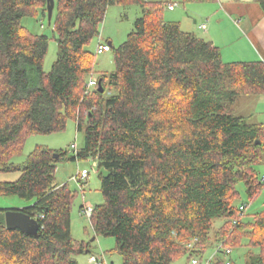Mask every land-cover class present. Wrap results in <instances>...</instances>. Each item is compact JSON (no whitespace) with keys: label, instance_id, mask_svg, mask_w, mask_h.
<instances>
[{"label":"trees","instance_id":"1","mask_svg":"<svg viewBox=\"0 0 264 264\" xmlns=\"http://www.w3.org/2000/svg\"><path fill=\"white\" fill-rule=\"evenodd\" d=\"M254 1L264 12V0ZM55 2L58 56L45 73L50 40L22 20L48 18L47 0H0V171L21 172L15 182H0V197L29 202L19 210L40 227L37 237L8 230L0 209V264H79L77 256L91 254L90 243L72 236L76 196L56 183L68 152L39 146L22 166L11 163L29 136L63 132L70 119L85 144L69 160L109 172L99 174L104 203L90 222L97 236L116 240L122 264H172L192 252L204 258L217 219L224 222L216 232L220 251L247 240L246 264H264V211L245 222L235 205L241 183L250 202L264 193L256 171L264 125L230 110L239 96L264 95V61L225 63L212 41L167 22L162 2ZM133 3L142 16L114 49L115 71L101 78L103 93L88 90L95 62L86 47L110 6ZM194 239L199 251L181 244Z\"/></svg>","mask_w":264,"mask_h":264},{"label":"rangeland","instance_id":"2","mask_svg":"<svg viewBox=\"0 0 264 264\" xmlns=\"http://www.w3.org/2000/svg\"><path fill=\"white\" fill-rule=\"evenodd\" d=\"M146 1V0H145ZM148 2H162L166 4L176 3L177 7L174 10H165L164 17L167 22L180 23L182 19L185 23L181 25L183 31H190L200 38L209 40V35L199 29L201 24H207V20L215 17L216 34L222 35L231 30L230 24L223 20V17L218 21L217 14L221 15V10H216L222 7V4L234 5L238 0H216L213 2H199L197 0H147ZM251 4H258L254 0H239ZM246 4V3H243ZM258 6H260L258 4ZM261 8V7H260ZM143 7L140 3H133L127 6L112 5L108 8L104 22L100 27V35L96 37L87 47L86 51L94 56V74L87 78V81L93 79L99 81L103 76L107 78L115 71L114 63V49L123 45L128 38V35L134 30L136 20L142 16ZM56 14H54L51 24L49 25L48 18L40 16L26 17L22 20V26L25 27L33 35H45L49 38V49L44 60V72L49 73L53 64L58 56V43L55 38L54 26L56 21ZM238 19H232L237 21ZM196 22V24H195ZM112 43L113 49L110 52L102 55H96V49L99 43ZM230 46L224 51L223 60L228 57V53L234 52L235 58L239 61L242 59L244 52L249 55L245 49L244 43L240 40L233 38ZM242 49V52H241ZM239 57V58H238ZM248 59V58H247ZM249 62V61H244ZM231 113L236 116H243L249 118L251 123H262L264 125V95L261 96H239L230 105ZM85 144L84 132L77 130V123L75 120L70 119L67 123L66 129L63 132L55 133L52 135L36 134L29 136L25 141V147L21 155L12 158L11 163L15 166H22L31 153L39 146L55 151L68 152V160H62L57 165L56 170V183L59 185H68L69 189L76 196L73 211H72V236L76 241L90 243L91 254H84L77 256L76 259L79 264H92L90 262L91 256L103 257L105 264H122V256L116 251V240L112 237L97 236L91 226L90 220L81 213V207L90 205L93 208L100 206L104 203L102 194V182L99 178L96 165L91 160L87 161H71L70 157L75 156L72 149L73 145H77L81 150ZM83 170L89 172L86 181H83V190H80V183L76 179L79 172ZM256 171L261 180L264 179V160L258 166ZM21 172L5 173L0 171V182H15L19 179ZM240 198L235 202L239 206L246 204L248 209L246 215L243 216L244 221L252 220L254 216L264 211V193L257 197L253 202L249 201L246 195L244 184H239L237 187ZM31 204L18 197H0V209L12 210L23 209ZM249 219V220H247ZM254 221V220H252ZM224 222L217 219L214 222L213 230L211 232L212 249L208 250L201 257V253H193L192 259L188 256H183L176 259L172 264H206L209 260H220L224 264H246L247 254L249 247H247V240L243 241L241 247H227L232 250L231 254L225 251H220L221 246L215 242L217 240L216 232L219 231ZM95 239V240H93ZM192 242V241H191ZM191 242H182L185 249L190 248ZM197 242H195V245ZM210 246V247H211ZM224 247V246H223ZM225 248V247H224ZM193 250L199 251L198 247H192ZM191 249V250H192ZM223 249V248H222ZM258 251V250H254ZM188 252H191L188 250ZM221 252V253H220ZM219 260V261H220Z\"/></svg>","mask_w":264,"mask_h":264},{"label":"crops","instance_id":"3","mask_svg":"<svg viewBox=\"0 0 264 264\" xmlns=\"http://www.w3.org/2000/svg\"><path fill=\"white\" fill-rule=\"evenodd\" d=\"M219 10H221V15H216L218 21L220 22V19L223 17V20H226L230 24L231 30L222 35L216 34L217 27L215 26L216 23L213 22L216 19L213 16L211 21L208 19L207 24H201L199 29L208 34L209 41H212L214 45L220 48L222 59L225 54L222 48L226 50L230 44H234L232 43L234 37L244 43L245 49L249 53V55H246L247 52H244L245 55L243 56L245 57L238 61L237 59H233L235 58L234 52H227L228 57L226 56L227 59L223 61L225 63L264 61V12L260 6H258V4H251L238 0L234 5L230 3L222 4V7L216 10V12ZM235 18L238 20L232 21V19ZM176 20H179L181 25L185 23L182 19ZM203 26H205V28Z\"/></svg>","mask_w":264,"mask_h":264},{"label":"water","instance_id":"4","mask_svg":"<svg viewBox=\"0 0 264 264\" xmlns=\"http://www.w3.org/2000/svg\"><path fill=\"white\" fill-rule=\"evenodd\" d=\"M55 0H47V9H48V20L49 22L52 21L54 9H55ZM110 45H112L111 42H109ZM98 91L100 93L104 92L102 80L100 79L98 81ZM258 144L261 142L258 141ZM54 158L57 159L59 158L58 154H54ZM99 174L102 175V177L105 179L108 177L109 172L106 170L102 169L99 171ZM5 223H6V228L8 230H20L28 235L31 236H39V223L36 219L32 218L30 215H27L26 213L22 212L19 209H12V210H7L5 212ZM95 240V239H93Z\"/></svg>","mask_w":264,"mask_h":264},{"label":"built area","instance_id":"5","mask_svg":"<svg viewBox=\"0 0 264 264\" xmlns=\"http://www.w3.org/2000/svg\"><path fill=\"white\" fill-rule=\"evenodd\" d=\"M146 2H148V1L146 0ZM176 7H177L176 3H169V4L166 5L165 10L166 9L167 10H174ZM203 27L205 28V26H203ZM110 51H111V45L109 43H104L103 44L99 40V43H98V46H97V49H96V55H102V54L110 52ZM95 87H98V81L90 79L88 81V83H87L88 90H91V89H93ZM72 149H73L75 154H77V152L79 151L77 145H73ZM88 175H89V172L87 170H83L81 173L79 172V174L77 175L76 179L80 183V190H83V187H82L83 183L82 182L86 181V179L88 178ZM240 209H241V211H244V210L247 211L248 206L246 204H242V205H240ZM93 212H94V208L92 206H90V205H84V207L81 209V213L85 217H87L89 220L91 219ZM195 242H197V239H194L191 242L190 248L195 246ZM220 250H222V246H221ZM225 252L227 254H231L232 250L231 249H226ZM90 262L92 264H105V261H104L103 257H96V256H91ZM211 263H212V261L209 260V261H207L206 264H211Z\"/></svg>","mask_w":264,"mask_h":264}]
</instances>
